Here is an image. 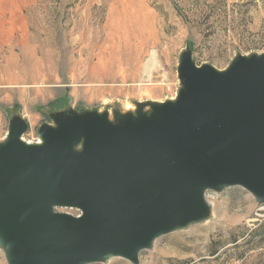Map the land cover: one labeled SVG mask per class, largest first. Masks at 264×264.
I'll return each mask as SVG.
<instances>
[{
  "label": "water",
  "instance_id": "95a60500",
  "mask_svg": "<svg viewBox=\"0 0 264 264\" xmlns=\"http://www.w3.org/2000/svg\"><path fill=\"white\" fill-rule=\"evenodd\" d=\"M178 76L176 99L137 122L89 114L43 127L35 142L22 139L23 124L10 127L0 145L10 264L137 261L156 237L205 214L207 189L241 186L264 202V53L222 71L185 54Z\"/></svg>",
  "mask_w": 264,
  "mask_h": 264
},
{
  "label": "rangeland",
  "instance_id": "374dc122",
  "mask_svg": "<svg viewBox=\"0 0 264 264\" xmlns=\"http://www.w3.org/2000/svg\"><path fill=\"white\" fill-rule=\"evenodd\" d=\"M7 1L27 6L13 14L22 32L0 30V145L18 123L35 142L43 127L89 114L117 126L150 116L183 88L185 54L222 71L264 53V0ZM19 75L20 85L7 83ZM204 200L200 219L156 237L137 261L90 264H264V202L235 185L207 189ZM0 245V264H10Z\"/></svg>",
  "mask_w": 264,
  "mask_h": 264
},
{
  "label": "crops",
  "instance_id": "0c3cea01",
  "mask_svg": "<svg viewBox=\"0 0 264 264\" xmlns=\"http://www.w3.org/2000/svg\"><path fill=\"white\" fill-rule=\"evenodd\" d=\"M2 1H3L2 2V8H3L2 9V26H0V30L4 34L5 33H13L14 31L20 32L23 29V27L16 26L14 24L13 20H14L15 16H13V14L20 13V16H21V14L23 13L27 4H20V5L15 4L14 6L3 5V4H11V3L7 0H2ZM10 1H14V0H10ZM20 1H22V0H20ZM21 18H23V17L21 16ZM2 49H4V48L1 47V50ZM11 81L13 83H11ZM21 82H22V78L20 75L18 76V78L15 76L13 79L7 80V83H9L10 85H14V86H17L18 84L20 85Z\"/></svg>",
  "mask_w": 264,
  "mask_h": 264
},
{
  "label": "built area",
  "instance_id": "2783aa9c",
  "mask_svg": "<svg viewBox=\"0 0 264 264\" xmlns=\"http://www.w3.org/2000/svg\"><path fill=\"white\" fill-rule=\"evenodd\" d=\"M79 212H77V214H78Z\"/></svg>",
  "mask_w": 264,
  "mask_h": 264
}]
</instances>
